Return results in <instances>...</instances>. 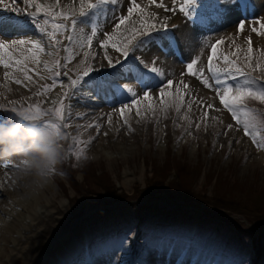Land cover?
Returning a JSON list of instances; mask_svg holds the SVG:
<instances>
[{
  "label": "rangeland",
  "instance_id": "rangeland-1",
  "mask_svg": "<svg viewBox=\"0 0 264 264\" xmlns=\"http://www.w3.org/2000/svg\"><path fill=\"white\" fill-rule=\"evenodd\" d=\"M15 1L25 9V0ZM185 1L179 0L171 11L158 6L147 18L111 21L108 26L120 23L121 28L113 34L101 27L115 6L81 0L58 9L47 0H29L42 15L40 22L30 19L27 27L46 46L48 52L42 55L49 66L43 65L17 94L0 92V159L14 149L25 150L21 164L39 166L26 173L40 175L43 188L24 182L27 178L17 186L3 184L0 217L8 220L4 211L15 210L28 220L23 207L39 213L50 205L57 220L31 261L22 264H157V250L167 264H254L241 246L243 241L251 246L255 234L264 239V160L254 161L255 153L264 155V54L231 55L226 46L244 20L257 22L264 38V7L252 2L250 14L233 22L220 20L224 14H219L212 20L215 24L200 32L199 46L180 61V76L212 98L201 111L193 108L191 97L164 90L162 79L143 86L148 49L162 51L163 43L171 47V33L178 38L197 18L213 14L198 9L210 0H190L192 14L174 31L169 23L184 20L180 8ZM73 35L76 40H71ZM202 46L208 49L207 59L198 54ZM109 52L118 54L125 71L95 91L82 80L88 66L97 62L95 54ZM102 111H107L106 119ZM70 112L83 115L75 118ZM190 188L194 192L186 193ZM201 193L207 197L200 198ZM145 207L168 216L191 213L193 229L178 232L159 221L143 223L139 212ZM202 218L209 221L207 226H200ZM225 220L238 228L240 242L233 231L218 234V224ZM13 223V232L25 229L21 222ZM14 234L0 228V264H10V256L17 254L13 246L20 239Z\"/></svg>",
  "mask_w": 264,
  "mask_h": 264
},
{
  "label": "bare ground",
  "instance_id": "bare-ground-1",
  "mask_svg": "<svg viewBox=\"0 0 264 264\" xmlns=\"http://www.w3.org/2000/svg\"><path fill=\"white\" fill-rule=\"evenodd\" d=\"M47 1L50 3V5L56 4V7L58 9H66L70 5H79L81 0ZM99 1H101L102 4L104 3L106 5L108 4L113 7H117L115 11L112 10V12L107 16L106 20L109 21L105 22L104 27H101V30L113 32L114 34L115 31L116 33H118L121 29L119 27L120 23H115V25L110 27L108 26V23H111V21H115L118 18H121L126 21L127 18H132L136 16H143L144 18H147V16H151V14L155 13V9L159 8L158 6L166 8L167 11H171L175 8L176 5H178L177 2L179 0ZM252 2L260 9L264 7V0H210L206 3L205 7H202L201 5L198 6V9H202L201 12L212 11L213 14L206 18H197V23H190L189 28L181 30L178 35V40L180 44L175 43L174 38L170 36L168 41L171 42V44L177 49V51H174V54L177 55L176 57H167L171 53H169L170 48L166 47V43L162 44L164 47H166L163 48L162 51L160 48L159 52H155V48L153 47L148 49L145 54V61L148 65L149 73H147V75L144 77L145 83L143 84V86L145 84L147 86L158 84L162 79L164 82H166V85L163 88L164 90L179 91L182 93L181 95H185L194 99L193 108L203 111L205 110V108L209 107L212 98L205 94L203 95L200 90L195 88L194 84L188 78L180 76V71L183 69V67H181L182 64L180 61H178V59L180 57H186L187 54H190L194 47L199 46L200 41L198 42V40L201 36L200 32L204 31L205 29H208V25L215 24L212 22V20L215 21L219 14H221L219 18L222 17V15L224 14L223 18L220 20H229L232 22L233 20H240L244 18V16L250 14L247 10L250 8L249 4L252 5ZM67 3L69 6H67ZM94 3L95 2L91 3V6H93ZM188 4H190V0H186L184 2V5H181L182 7L180 8L184 20L180 19V22L178 23L177 20L171 21L169 23V25L176 27L174 31L180 30V28L186 25V17L188 18L192 14L187 7ZM35 7L37 6L34 5L32 2L29 3V0H25V9H22L21 5L15 0H0V92L2 93V95L7 97L17 94L20 91L21 86L24 85L25 87H27L29 82L32 81L33 75L40 73L38 71H41L43 65L49 66L47 60L42 55L44 51L48 52L46 46L40 44L39 38H34V34L37 32L35 30L33 31L30 27H27V24L31 20L35 22H40L39 17L42 14L37 13L35 11ZM79 12L80 11H78L77 13ZM201 12L199 13L201 14ZM73 19L77 21V19H79V16L76 15V18L74 16ZM263 20L264 16L260 20L261 23H263ZM242 22L243 23L240 26L243 27V24L245 23L244 27L242 29H236L234 31V37H232L227 42L226 52L230 53L231 55L233 52V54L236 53L237 55L244 57L257 55V53H262L260 55H263L264 38L260 36L261 32H258V23L251 20H244ZM252 31L255 33H252ZM203 39H206V42L209 41V43L212 40H210L209 37H204ZM71 40H76V35H73ZM209 43L207 42V44ZM89 53L93 54L92 51H89ZM109 53L104 54V56H100L99 53H96L95 56L93 55L97 60V62H95L96 65L95 63H93L88 66H91L89 74L85 75V77L83 78L84 80H82L85 83L87 82L88 86L92 87L95 91L98 90L99 87L103 86V83H105L103 82L104 80H107L112 76L117 77L116 74L118 71H125L124 65L121 66L119 64L121 59L118 54ZM198 54L200 56L205 55V58L207 59L209 55L208 49H205L204 46H202V48L200 47L198 49ZM81 68H83V66H81ZM133 70V73L136 74L135 67ZM69 71L73 72L74 69L70 68ZM124 75L126 74L124 73ZM150 76L152 77V80L149 79ZM81 93L85 99L88 97L87 93ZM71 94V99H74V96H76L74 90ZM119 99L120 97H118V99L114 101L118 102ZM77 102L85 105V102H81L79 100H77ZM111 110L115 111V109ZM70 114L73 115L75 118L81 117L83 115L82 112H76L75 114H73V112H70ZM106 117L107 111H102L101 118L106 119ZM90 122L91 121H88L87 123ZM231 135L233 136L234 132H231ZM100 145L103 149V146L105 144L100 143ZM6 147L7 144L4 143V150ZM24 154H27L25 150L14 149L13 154L11 156H8L7 158L2 160L0 159V191L2 190L1 188L3 187V184L8 185V187H12L16 185L17 182L23 181L21 179L25 178L27 179L24 182L30 181L35 185V187H37V189L42 190V177L40 175L29 177L26 173V170L28 169L39 170V166H34L30 163H25L24 165H22L21 163L25 161L23 158ZM255 154L256 157L254 158V161L259 162L258 159L264 160V155L262 151L258 154ZM36 165H38V163ZM15 198L11 200L14 205L17 204ZM41 202L42 201H40V203ZM25 209L27 211L26 213L29 214V216L31 217L28 220L27 218H25L26 216H24V214L18 215L15 210L4 211L5 216L9 218L8 220L4 217H0V228L8 230L11 234L16 233L13 232L16 228L15 226H17L15 223H13L14 221L17 220L25 225L24 230H22L20 233L14 234L20 239L21 243L19 240H17V244L13 246V250H17V254H13L10 256V264H22L31 261V255L34 253V251L39 248L44 239L49 238L50 234L56 229L55 221L57 220V218L52 206L47 205L46 209L39 213L38 211L32 212L29 207H23V210ZM10 218H12L13 222H11ZM78 221H80V219L76 220V222ZM3 223H5V225H3ZM5 240H7V238H5ZM139 249L140 247L138 246V250ZM138 250L136 247L133 250L136 255L139 253ZM157 251H155L157 256H154L155 262L157 264H167L162 261V258L165 257V255H161Z\"/></svg>",
  "mask_w": 264,
  "mask_h": 264
},
{
  "label": "trees",
  "instance_id": "trees-1",
  "mask_svg": "<svg viewBox=\"0 0 264 264\" xmlns=\"http://www.w3.org/2000/svg\"><path fill=\"white\" fill-rule=\"evenodd\" d=\"M187 192H194V191H192V188H190L186 191V193ZM199 196L202 199L207 197L203 193L199 194ZM197 202H202V201L199 200ZM202 203H204V202H202ZM204 204H206L205 206H207V207L210 206L207 203H204ZM156 212H157L156 210H152L149 207H145L144 210L139 212L142 222L145 223V221H147L149 223H155L156 221L157 222L159 221L160 223H163L166 226L173 227L175 229V231L183 230V228H186V226H184L185 224H187L191 227L190 224H192L193 217H190L189 213L187 214L185 212H182V215H181V213H180L181 211H175V212H171L168 216V215H165L163 212H159V211H158V213H156ZM157 215L165 217V218H163L164 221H162V219H160L162 217H156ZM152 217H156V218H152ZM200 222H201V225H200L201 227H203V225L207 226L209 224V221L206 219L204 220L203 218L201 219ZM218 227H219L218 234L222 235V237H224L228 231H230V232L233 231L232 236L236 237V242H240V240L243 239L242 237H239V235L237 234L239 231L238 228L235 227L233 224L228 223L226 220L224 221V223L218 224ZM216 231H217V228H216ZM254 236H255V239H254V242L252 243L251 246L249 244H246L245 241H243L241 248H242V250L246 249L245 253L249 254L252 263L264 264V239L259 240L258 234L257 235L255 234ZM248 238H250V237H248ZM209 242L213 244L212 240ZM222 244H224V243H222ZM256 258H259L260 263H256Z\"/></svg>",
  "mask_w": 264,
  "mask_h": 264
}]
</instances>
